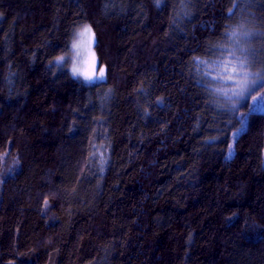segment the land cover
I'll use <instances>...</instances> for the list:
<instances>
[{"label":"trees","instance_id":"trees-1","mask_svg":"<svg viewBox=\"0 0 264 264\" xmlns=\"http://www.w3.org/2000/svg\"><path fill=\"white\" fill-rule=\"evenodd\" d=\"M241 21L264 71V0H0V264H264V111L234 143L197 63Z\"/></svg>","mask_w":264,"mask_h":264},{"label":"snow or ice","instance_id":"snow-or-ice-1","mask_svg":"<svg viewBox=\"0 0 264 264\" xmlns=\"http://www.w3.org/2000/svg\"><path fill=\"white\" fill-rule=\"evenodd\" d=\"M252 2L253 0H245L246 4ZM237 8V4L234 3L233 8L229 9V18L236 15L235 10ZM239 11H243V9H239ZM76 35L77 39L72 43L74 55L72 57L71 75L82 78L87 85L99 86L97 82H103L106 75L104 68H100L98 74L96 71L97 60L93 51L95 34L91 26L85 24L77 31ZM256 35L260 34L246 30L245 23L241 21L232 31L227 33V39L231 42V46L221 54L222 58L211 63L205 60L197 61L198 64L206 66L203 72L204 76H210L211 81H219L211 93V95L224 98L223 103L217 101L218 106L226 108V111L232 113L241 125L232 133L234 143L235 137L245 126L247 115L254 110L264 111V71L252 70L253 55L250 51V42ZM84 52H87L86 58H84ZM55 62L63 65L65 57H57ZM209 86L211 87V84ZM245 99L251 101L248 106V114L239 112L237 108L238 103ZM232 151V145H229V156H231ZM44 203L47 206L48 201L45 200Z\"/></svg>","mask_w":264,"mask_h":264},{"label":"rangeland","instance_id":"rangeland-1","mask_svg":"<svg viewBox=\"0 0 264 264\" xmlns=\"http://www.w3.org/2000/svg\"><path fill=\"white\" fill-rule=\"evenodd\" d=\"M82 26L83 25H80V26H78V27H76V29L74 30V32H73V36H72V41H71V44H70V47H69V50L63 55L64 57H65V62H64V64L63 65H66L67 67H68V69H70L71 70V68H72V57H73V55H74V50L72 49V43H73V41L75 40V39H77V31L79 30V29H81L82 28ZM93 51H94V44H93ZM95 52V51H94ZM84 58H86L87 57V52H84ZM96 60H97V57H96ZM99 69H100V67H99V65H98V60H97V64H96V71H97V74H98V72H99ZM254 71V70H253ZM258 72V71H257ZM247 99H245V100H242V101H240L239 103L241 104V103H243L244 101H246ZM255 111H259V110H254V111H252V112H255ZM260 112H263V111H260Z\"/></svg>","mask_w":264,"mask_h":264}]
</instances>
